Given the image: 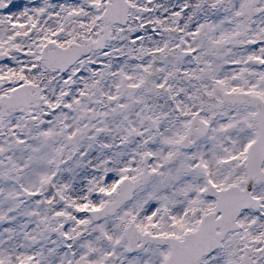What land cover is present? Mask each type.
I'll use <instances>...</instances> for the list:
<instances>
[{"label":"snow or ice","instance_id":"6c2138e0","mask_svg":"<svg viewBox=\"0 0 264 264\" xmlns=\"http://www.w3.org/2000/svg\"><path fill=\"white\" fill-rule=\"evenodd\" d=\"M0 264H264V0H0Z\"/></svg>","mask_w":264,"mask_h":264}]
</instances>
